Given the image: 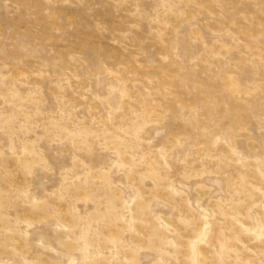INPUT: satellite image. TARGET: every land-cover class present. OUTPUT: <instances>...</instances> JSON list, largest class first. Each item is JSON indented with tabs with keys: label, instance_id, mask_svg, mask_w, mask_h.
<instances>
[{
	"label": "rangeland",
	"instance_id": "374dc122",
	"mask_svg": "<svg viewBox=\"0 0 264 264\" xmlns=\"http://www.w3.org/2000/svg\"><path fill=\"white\" fill-rule=\"evenodd\" d=\"M0 264H264V0H0Z\"/></svg>",
	"mask_w": 264,
	"mask_h": 264
}]
</instances>
